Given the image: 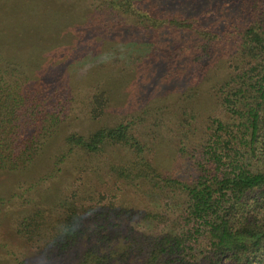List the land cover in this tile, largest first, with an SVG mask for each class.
Listing matches in <instances>:
<instances>
[{"label": "rangeland", "instance_id": "374dc122", "mask_svg": "<svg viewBox=\"0 0 264 264\" xmlns=\"http://www.w3.org/2000/svg\"><path fill=\"white\" fill-rule=\"evenodd\" d=\"M137 1L165 17L198 18L213 31L243 17L241 0ZM102 2L0 0V48L22 52L28 65L41 68L40 76H56L54 87L73 98L69 117L43 155L27 169L0 173V264L28 261L32 250L21 245L16 226L26 210L38 207L62 211L64 202L77 208L84 233L74 254L106 250L123 239L139 252L145 248L141 242L181 224L179 201L136 189L108 172L107 161L121 164L128 158L125 149L115 147L103 156L77 153L60 170L54 160L65 151L68 134L87 136L126 123L147 143L161 171L192 178L197 170L190 154L197 152L182 138L180 125L190 126L181 132L190 134L193 127L202 132L211 118L221 117L219 84L239 66L235 40L209 49L188 32L166 27L146 33L134 18L113 16ZM95 94L105 100L97 117L88 108ZM194 139L199 141L197 131ZM147 212L159 214L160 221H147Z\"/></svg>", "mask_w": 264, "mask_h": 264}, {"label": "trees", "instance_id": "16d2710c", "mask_svg": "<svg viewBox=\"0 0 264 264\" xmlns=\"http://www.w3.org/2000/svg\"><path fill=\"white\" fill-rule=\"evenodd\" d=\"M100 1L113 16L134 18L135 26L146 33L166 27L188 32L209 49L234 38L239 66L219 84L221 117L211 118L210 127L202 132L193 127L190 134L181 132L190 129L181 122L182 138L194 143L197 152L190 154L197 170L192 178L161 171L151 160L147 143L126 123L87 136L68 134L65 151L54 160L60 170L77 153L103 156L115 147L125 149L128 158L121 164L107 161L108 172L136 189L179 201L181 224L141 242L145 248L139 252L123 239L106 250L93 247L74 254L84 233L77 208L64 202L62 211L38 207L26 210L16 226L19 242L32 250L24 263L264 264V0H241L242 19L218 31L202 26L198 18L162 16L137 0ZM40 70L28 65L22 52L0 48V173L34 164L69 117L73 98L54 87L56 76L43 78ZM90 100L89 112L97 117L105 108L104 97L95 94ZM144 217L161 219L152 212Z\"/></svg>", "mask_w": 264, "mask_h": 264}]
</instances>
